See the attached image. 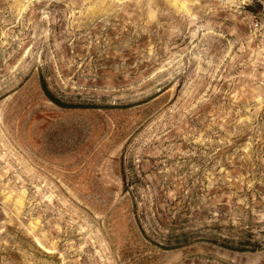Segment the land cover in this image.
I'll return each instance as SVG.
<instances>
[{
  "label": "rangeland",
  "instance_id": "374dc122",
  "mask_svg": "<svg viewBox=\"0 0 264 264\" xmlns=\"http://www.w3.org/2000/svg\"><path fill=\"white\" fill-rule=\"evenodd\" d=\"M156 205L264 244V0H0V264H264Z\"/></svg>",
  "mask_w": 264,
  "mask_h": 264
},
{
  "label": "trees",
  "instance_id": "16d2710c",
  "mask_svg": "<svg viewBox=\"0 0 264 264\" xmlns=\"http://www.w3.org/2000/svg\"><path fill=\"white\" fill-rule=\"evenodd\" d=\"M40 85L46 95L54 104L62 108H94L95 104L74 100L71 96H66L59 90H52L49 81L43 71L40 72ZM122 176L124 181L127 179L125 166L122 162ZM160 210L154 206L153 215L149 216L148 212L142 210L140 216L137 214V220L144 235L157 246L165 250H175L190 246L198 242H208L219 247L239 252H254L262 250L264 244L253 240L252 232H247L244 237L235 238L234 236H221L215 233H205L197 225L188 224L189 218L183 216L189 214L188 208L177 212L171 224L168 226L160 220ZM157 220V222H155ZM146 224V227L143 225ZM214 228H219L216 224ZM264 232V230H263Z\"/></svg>",
  "mask_w": 264,
  "mask_h": 264
}]
</instances>
